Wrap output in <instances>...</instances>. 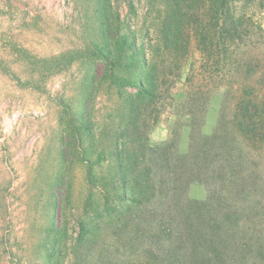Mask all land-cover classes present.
<instances>
[{"label": "rangeland", "instance_id": "374dc122", "mask_svg": "<svg viewBox=\"0 0 264 264\" xmlns=\"http://www.w3.org/2000/svg\"><path fill=\"white\" fill-rule=\"evenodd\" d=\"M99 4L0 0V264H108L107 225L124 213L127 158L144 154L155 170L172 140L186 153L192 119L210 136L221 108L225 118L234 109V66L250 57L264 65V36L224 57L217 30L203 23L186 26L176 63L178 53L161 50L163 0L105 3L129 35L124 66L113 43L105 59L77 58L99 39ZM134 36L137 52L128 47Z\"/></svg>", "mask_w": 264, "mask_h": 264}, {"label": "trees", "instance_id": "16d2710c", "mask_svg": "<svg viewBox=\"0 0 264 264\" xmlns=\"http://www.w3.org/2000/svg\"><path fill=\"white\" fill-rule=\"evenodd\" d=\"M102 1L96 13L99 39L86 42L76 57L105 59L113 43L118 46L116 64L124 66L129 35L117 24L119 15L105 5L108 0ZM163 1L169 21L161 50L171 58L178 53L176 63L179 47L188 38L186 26L203 23L217 30L224 57L232 46L264 36V0ZM137 42L134 36L128 46L134 52L139 50ZM154 68L146 75L152 87ZM234 69L238 97L228 118L221 108L212 135H201L194 118L188 151L179 153L172 140L160 151L161 168L153 170L144 154L127 158L119 179L127 194L120 204L124 213L107 225L108 264H264V65L250 57ZM239 144L249 152L244 155ZM192 184L206 188V199L188 197ZM116 198V190L106 196L108 213Z\"/></svg>", "mask_w": 264, "mask_h": 264}, {"label": "crops", "instance_id": "0c3cea01", "mask_svg": "<svg viewBox=\"0 0 264 264\" xmlns=\"http://www.w3.org/2000/svg\"><path fill=\"white\" fill-rule=\"evenodd\" d=\"M190 191L192 193V196L196 199L202 200L206 198L207 193L202 185L199 184L192 185Z\"/></svg>", "mask_w": 264, "mask_h": 264}]
</instances>
